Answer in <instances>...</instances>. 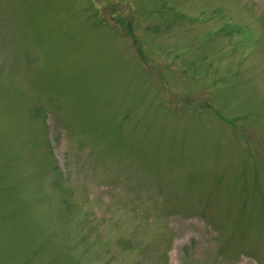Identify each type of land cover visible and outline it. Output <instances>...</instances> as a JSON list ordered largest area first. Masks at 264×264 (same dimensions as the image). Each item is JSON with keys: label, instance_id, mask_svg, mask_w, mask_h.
<instances>
[{"label": "rangeland", "instance_id": "obj_1", "mask_svg": "<svg viewBox=\"0 0 264 264\" xmlns=\"http://www.w3.org/2000/svg\"><path fill=\"white\" fill-rule=\"evenodd\" d=\"M0 264H264V0H0Z\"/></svg>", "mask_w": 264, "mask_h": 264}, {"label": "trees", "instance_id": "obj_2", "mask_svg": "<svg viewBox=\"0 0 264 264\" xmlns=\"http://www.w3.org/2000/svg\"><path fill=\"white\" fill-rule=\"evenodd\" d=\"M52 152V151H51ZM53 153V152H52Z\"/></svg>", "mask_w": 264, "mask_h": 264}]
</instances>
